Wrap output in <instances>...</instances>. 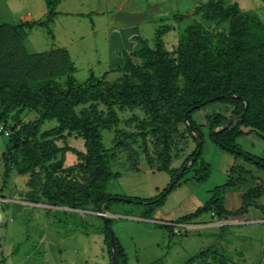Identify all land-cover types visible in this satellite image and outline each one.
I'll use <instances>...</instances> for the list:
<instances>
[{
    "label": "rangeland",
    "instance_id": "1",
    "mask_svg": "<svg viewBox=\"0 0 264 264\" xmlns=\"http://www.w3.org/2000/svg\"><path fill=\"white\" fill-rule=\"evenodd\" d=\"M234 1L264 20L263 0H223L225 4ZM199 2L201 0H61L55 5L57 14L49 22V28L36 25L26 38L8 37L1 45V57L6 58L7 63H16L6 67L11 79L27 80L33 87L38 79L50 75L60 81L64 90L71 92L83 85L92 73L120 86L131 73L128 71L125 76L113 69L125 63L126 54L134 65L148 71L158 83V56L149 58L142 52L143 41L156 49L159 27L168 26L162 33V44L170 63L178 69L173 71V99L155 103L156 93L151 96V108L159 113L158 123L139 131L138 120H153L150 109L144 110L141 106L122 109L119 102L114 101L119 117L117 127L125 137L122 145L115 146L119 140L115 127L99 125L101 142L107 149L108 169L119 173L107 181L109 193L155 197L172 185L170 173L161 169L166 157L170 156L171 167L178 168L196 147V133L187 129L188 122L181 117L175 103L184 102L191 94V88L186 87L190 71L180 64L178 42L188 35L191 25L211 34L214 44L226 41L229 34V20L219 24L194 13ZM118 11L134 18H118L115 16ZM90 12L91 17L86 15ZM47 16L45 0H0V23L17 25L46 20ZM70 76L77 82L71 81ZM131 80L134 85L144 83L139 74H132ZM92 103L97 104L102 120L106 119L107 106L95 94L87 93L86 100L75 110L78 114L82 110L90 112ZM232 108L226 103L211 102L192 113L193 120L201 127V157L208 164V170L203 173L199 171L200 163L195 164L161 206L151 208L148 204L125 201L103 204L106 217L110 219L109 227L127 254V264H183L207 248L225 254L223 264H264V192L255 197V189L261 190L264 186V167L237 156L210 137L209 125L216 114L230 119ZM41 111V108L25 109L22 121L34 120ZM14 122L13 118L0 122L3 127L0 131L1 264H112L104 240L106 223L92 195L81 205H75L68 196H63L66 199L60 196L56 203L46 197V191L55 194L56 188L50 189L45 184L52 185L53 178L58 176L86 183L74 152H66L60 167L50 163L54 161L46 162L33 176L19 174L12 165L11 176L4 185L3 153L24 139L16 132L18 127L13 130ZM58 123L56 119L45 121L38 139L42 140L41 133ZM244 128L248 133L236 138L239 147L264 159L263 135ZM130 134L134 135L129 137ZM52 137L59 146L86 151L84 139L77 131L66 133L64 138ZM55 158L60 159L61 154ZM201 174H206V179L199 180L197 176ZM227 182L231 186L221 195L225 196L226 207L235 211L244 209V213L227 215L229 220H224L208 211L197 216L202 223L177 222L180 217L204 206L212 191ZM73 196L77 195L73 193Z\"/></svg>",
    "mask_w": 264,
    "mask_h": 264
},
{
    "label": "trees",
    "instance_id": "2",
    "mask_svg": "<svg viewBox=\"0 0 264 264\" xmlns=\"http://www.w3.org/2000/svg\"><path fill=\"white\" fill-rule=\"evenodd\" d=\"M45 1L48 6L46 20H33L17 25L0 23V49L8 37L16 40L19 35L24 39L36 25L49 28V22L53 21V17L57 14L54 10L55 5L61 0ZM194 13L209 21L216 20L219 24L229 20V34L226 41L214 44L211 34L200 31L196 25H191L188 28V35L179 39L177 50L180 53V64L190 71L187 74L186 87L191 88V94L184 102L175 103L181 117L188 122L187 129L196 133L194 138L197 144L193 152L184 159L178 168L171 167V158L170 156L166 157L167 160L161 169L170 173L171 187L165 188L152 198L126 197L107 192V181L113 176H118L119 173H112L108 169L105 159L107 149L101 142L99 131L100 123H103L107 128L115 127L116 136L119 137L115 146L122 145L125 137L122 129L117 127L119 117L113 104L114 101L119 102V107L122 109L137 106H141L144 110L150 109L154 115L153 120L151 122L144 119L138 120L141 123L139 131L151 126L152 123H158L159 113L151 108V104H153L151 96L156 93L155 103L173 99L175 96L172 86L173 71L178 69L177 65L170 63L162 44V33L169 29L167 25L160 26L156 33V49L150 48L145 41H143L142 47V52L146 53L149 58L158 56L157 61L160 66L158 83H155L154 77L148 71L134 65L131 57L126 54L125 63L113 69V71L122 72L125 76L126 72L131 73L130 77H127L120 86L109 80L96 77L92 73L83 85H78L71 92L64 90L60 81L50 75L38 79L35 82L36 87H33L27 80H12L6 67L7 65H16V63H7L6 58L4 60L0 55V122L6 123L8 118H13L15 120L13 130L18 127L16 132L24 136L21 142L14 143L3 153L4 185L11 176L12 165L19 174L33 176L37 168L46 162L54 161L50 163L60 167L65 160L66 152L72 151L80 160L77 165L79 170L83 171L86 183L83 184L78 179L64 176L53 178L52 185L45 184L50 189L56 188L55 194H49L46 191V197H50L53 202L56 203L60 196L61 198L68 196L75 205H81L92 195L93 202L97 207L106 199H108L105 202L106 206L112 201H125L148 204L151 208L159 207L183 175L195 164L200 163L199 171L203 173L208 170V164L201 157L203 147L201 127L193 120L192 113L211 102L232 105L231 115L235 117L243 114V116L229 127H224L229 118L223 114H216L209 125L210 137L237 156H242L246 160L264 167V159L242 150L236 142L238 136L248 133L244 127L250 128L264 137V21L258 15L243 10L237 1L225 4L223 0H201L195 6ZM86 15L91 17L92 12ZM132 74L142 75L144 83L134 85L131 80ZM69 79L76 81L73 76H70ZM87 93L95 94L103 100L108 109L106 119L102 120L96 103L90 105V112L85 110H82L80 114L76 112L75 107L86 100ZM246 101H248L247 107H245ZM27 108H41L42 111L34 120L24 122L21 114ZM51 119H56L59 122L58 125L44 130L40 135L42 140H39L38 132L41 125ZM74 131L79 132L84 139L86 151L78 150L73 146H59L52 137L57 135V137L64 138L66 133L71 134ZM131 135L134 134L128 136ZM59 153L61 158L55 160ZM197 177L199 180H204L206 174ZM230 186V182L217 186L204 206L192 214L180 217L178 222L189 221L208 211L214 212L213 215L216 214L219 219H222L225 214L244 213L246 211L244 209L231 211L225 208L224 198L221 195ZM255 191V197H257L264 192V186L261 190L256 188ZM73 193L77 196L74 197ZM105 223L104 240L109 247L108 251L111 254V249L114 246L116 264H127V254L111 228L108 227L110 224L108 217H106ZM224 260V254L207 248L189 258L184 264H223Z\"/></svg>",
    "mask_w": 264,
    "mask_h": 264
},
{
    "label": "water",
    "instance_id": "3",
    "mask_svg": "<svg viewBox=\"0 0 264 264\" xmlns=\"http://www.w3.org/2000/svg\"><path fill=\"white\" fill-rule=\"evenodd\" d=\"M116 17L118 18H121V19H126V20H131L132 18H134V16L132 15H129L125 12H121V11H118L116 12L115 14ZM248 106V101H246V106ZM243 114L241 115H238V116H235V117H232L228 120L227 124L224 126V127H229L234 121H236L237 119H239L240 117H242ZM217 130V129H216ZM199 137V136H198ZM108 199L104 200L101 204H100V212H101V215L104 219V221L106 222V213L104 212L103 210V204L107 201ZM109 227V226H108ZM110 228V227H109ZM1 239H0V247H1ZM112 245H113V240H112ZM111 257H112V264H116V255H115V250H114V246L112 247L111 249Z\"/></svg>",
    "mask_w": 264,
    "mask_h": 264
},
{
    "label": "crops",
    "instance_id": "4",
    "mask_svg": "<svg viewBox=\"0 0 264 264\" xmlns=\"http://www.w3.org/2000/svg\"><path fill=\"white\" fill-rule=\"evenodd\" d=\"M241 6V5H240ZM241 8L243 9V10H245L242 6H241ZM245 11H247V12H249V13H251V14H255L254 12H252V11H249V10H245ZM257 15V14H256ZM30 16L32 17V15L30 14ZM28 17V16H27ZM260 17V16H259ZM261 18V17H260ZM25 19V18H24ZM262 19V18H261ZM263 20V19H262ZM264 21V20H263ZM3 23V22H2ZM244 130L245 131H247L245 128H244ZM226 191V190H225ZM224 198V205H225V196L223 197ZM225 208L227 209V210H231V211H235V208L233 209H229L228 207H226V205H225ZM227 215L225 214L224 215V220L226 219V220H229V219H227ZM199 218L200 217H197V218H195V219H191V220H189V221H191V222H189V224H194V223H202L203 221H198L199 220ZM232 219V218H231ZM194 221V222H193ZM215 221V220H214ZM213 221V222H214ZM178 222V221H177ZM185 222V221H184ZM228 222V221H227ZM239 222V221H238ZM188 223V222H187ZM161 224H165V225H171L172 223H170V224H168V223H161ZM213 224H215V225H217V224H219V223H217V222H214ZM223 254V253H222ZM224 256H225V254H224ZM191 258V257H190ZM189 260V259H188ZM187 260V261H188ZM225 260H226V256H225ZM225 260L223 261V263L225 262ZM186 261V262H187ZM184 264V263H183Z\"/></svg>",
    "mask_w": 264,
    "mask_h": 264
},
{
    "label": "built area",
    "instance_id": "5",
    "mask_svg": "<svg viewBox=\"0 0 264 264\" xmlns=\"http://www.w3.org/2000/svg\"><path fill=\"white\" fill-rule=\"evenodd\" d=\"M2 130H3V127L0 126V131H2ZM212 214H214V212H212Z\"/></svg>",
    "mask_w": 264,
    "mask_h": 264
}]
</instances>
